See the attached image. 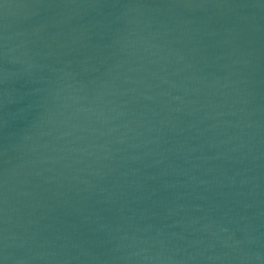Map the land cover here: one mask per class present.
Listing matches in <instances>:
<instances>
[{"label": "water", "instance_id": "obj_1", "mask_svg": "<svg viewBox=\"0 0 264 264\" xmlns=\"http://www.w3.org/2000/svg\"><path fill=\"white\" fill-rule=\"evenodd\" d=\"M0 264H264V0H0Z\"/></svg>", "mask_w": 264, "mask_h": 264}]
</instances>
